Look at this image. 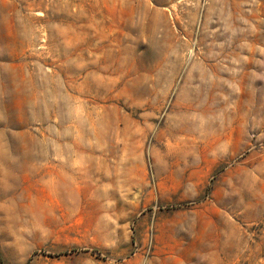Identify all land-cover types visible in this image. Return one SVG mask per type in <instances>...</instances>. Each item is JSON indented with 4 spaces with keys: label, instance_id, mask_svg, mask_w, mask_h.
I'll use <instances>...</instances> for the list:
<instances>
[{
    "label": "rangeland",
    "instance_id": "rangeland-1",
    "mask_svg": "<svg viewBox=\"0 0 264 264\" xmlns=\"http://www.w3.org/2000/svg\"><path fill=\"white\" fill-rule=\"evenodd\" d=\"M0 264H264V0H0Z\"/></svg>",
    "mask_w": 264,
    "mask_h": 264
}]
</instances>
